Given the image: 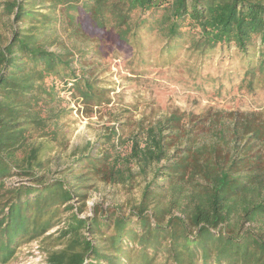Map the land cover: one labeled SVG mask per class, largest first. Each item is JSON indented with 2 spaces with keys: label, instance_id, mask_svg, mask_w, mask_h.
Wrapping results in <instances>:
<instances>
[{
  "label": "trees",
  "instance_id": "1",
  "mask_svg": "<svg viewBox=\"0 0 264 264\" xmlns=\"http://www.w3.org/2000/svg\"><path fill=\"white\" fill-rule=\"evenodd\" d=\"M0 8L11 21L0 42V264L19 245L55 234L63 247L45 245L48 264H264V234L244 230L248 223L264 230V111L142 118L125 156L111 128L106 150L88 142L65 170L85 171L74 186L45 180L49 162L39 148L16 156L51 120L42 115L59 103L60 85L73 81L88 108L111 101L97 78L105 55L51 50L64 46L62 31L70 39L113 37L111 51H126L137 67L150 65L153 38L160 67L184 53L205 58L232 47L254 91L264 89V0H4ZM130 163L137 175L152 174L140 202L128 214L97 204L80 217L92 189L82 183L126 185L135 175ZM16 175L29 184L4 183Z\"/></svg>",
  "mask_w": 264,
  "mask_h": 264
},
{
  "label": "rangeland",
  "instance_id": "2",
  "mask_svg": "<svg viewBox=\"0 0 264 264\" xmlns=\"http://www.w3.org/2000/svg\"><path fill=\"white\" fill-rule=\"evenodd\" d=\"M10 23V18L0 8V42L4 43L11 36L8 29ZM109 38L111 39L108 41L97 36L70 39L62 31L59 40L64 46L50 48L53 51L71 52L76 57L81 53L92 52L105 55L104 59L96 60L100 64L97 78L103 82L100 86L111 90V101L100 107L88 108L78 94H75L73 81H68L66 89L63 85L59 86L63 90L55 91L59 103L51 108L54 110L53 116L50 115V108L45 109L42 115L51 120L45 122L43 129L32 131L29 147L16 155L20 161L25 152L39 148L40 154H45L44 159L49 162L45 169L46 175L45 172L42 173L46 176V181L60 179L72 186L77 184L75 176L85 171L76 170L74 175H65V170L75 164L88 142L96 153L106 150L108 145L104 144L108 142L110 129L114 127L118 133L115 137L118 150L124 156L127 155L128 153L123 152L128 151L126 140L136 132L137 122L142 118L153 120L168 116L175 110L197 116L204 115L209 110L224 113L264 111V89H247L245 72L240 67V56L232 47L217 49L205 58H192L184 53L171 64L160 67L156 64L154 54L160 44L153 38L147 52L152 57L150 65L137 67L138 64L132 63L131 56L126 51L112 52L113 37ZM47 88H50L49 84ZM41 134L52 136L41 138ZM130 165L135 175L126 185L104 182L97 177L87 178L82 183L92 189L89 190L86 208L80 217L91 216L97 204L104 209L118 207L124 214H128L130 208L140 202L144 187L151 180L152 174L149 168L147 176L137 175L138 167L133 163ZM4 183L7 186H19L29 184V180L16 175L6 179ZM160 194L164 195L162 202L165 204L169 193L164 190ZM60 227L62 225L49 231L46 236L53 235ZM246 229L264 234L260 223L245 224L244 230ZM56 236L57 234L53 235L45 243L36 239L19 245L15 257L6 264H48L46 246L55 250L63 247L55 239Z\"/></svg>",
  "mask_w": 264,
  "mask_h": 264
},
{
  "label": "built area",
  "instance_id": "3",
  "mask_svg": "<svg viewBox=\"0 0 264 264\" xmlns=\"http://www.w3.org/2000/svg\"><path fill=\"white\" fill-rule=\"evenodd\" d=\"M72 83V82H71ZM70 86L72 85V84H69ZM91 206H93V203L91 204Z\"/></svg>",
  "mask_w": 264,
  "mask_h": 264
}]
</instances>
